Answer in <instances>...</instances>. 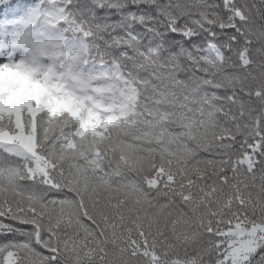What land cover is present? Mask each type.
Masks as SVG:
<instances>
[{
	"label": "snow or ice",
	"instance_id": "obj_1",
	"mask_svg": "<svg viewBox=\"0 0 264 264\" xmlns=\"http://www.w3.org/2000/svg\"><path fill=\"white\" fill-rule=\"evenodd\" d=\"M0 264H264V0H0Z\"/></svg>",
	"mask_w": 264,
	"mask_h": 264
},
{
	"label": "trees",
	"instance_id": "obj_2",
	"mask_svg": "<svg viewBox=\"0 0 264 264\" xmlns=\"http://www.w3.org/2000/svg\"><path fill=\"white\" fill-rule=\"evenodd\" d=\"M13 2H16V0H13ZM24 2H26V3H32V2H34V0H24ZM217 2H219V0H217Z\"/></svg>",
	"mask_w": 264,
	"mask_h": 264
}]
</instances>
